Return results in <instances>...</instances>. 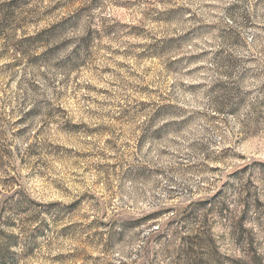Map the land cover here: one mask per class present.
<instances>
[{
    "label": "rangeland",
    "instance_id": "1",
    "mask_svg": "<svg viewBox=\"0 0 264 264\" xmlns=\"http://www.w3.org/2000/svg\"><path fill=\"white\" fill-rule=\"evenodd\" d=\"M0 264H264V0H0Z\"/></svg>",
    "mask_w": 264,
    "mask_h": 264
}]
</instances>
